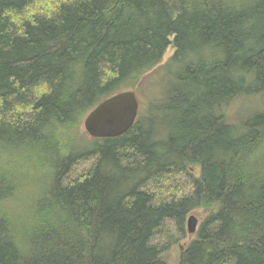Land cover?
I'll use <instances>...</instances> for the list:
<instances>
[{
    "label": "trees",
    "instance_id": "1",
    "mask_svg": "<svg viewBox=\"0 0 264 264\" xmlns=\"http://www.w3.org/2000/svg\"><path fill=\"white\" fill-rule=\"evenodd\" d=\"M168 48L158 102L85 142ZM263 93L264 0H0V264H169L157 232L194 210L176 264H264V110L224 114Z\"/></svg>",
    "mask_w": 264,
    "mask_h": 264
},
{
    "label": "rangeland",
    "instance_id": "2",
    "mask_svg": "<svg viewBox=\"0 0 264 264\" xmlns=\"http://www.w3.org/2000/svg\"><path fill=\"white\" fill-rule=\"evenodd\" d=\"M173 54V48H168L166 51L161 63L155 67L150 73H148L142 80L139 91L137 92V98L142 102V104H147L149 100H152L154 103L160 98L163 94L166 82L170 81V77L163 72V65H165L171 55ZM149 86H152L149 87ZM142 110V109H141ZM264 110V93L256 96H240L234 99L228 106L224 109V114L229 122L237 123L239 120L248 119L253 113L261 112ZM140 112V104H139ZM80 132H85L83 126H81ZM85 142L90 143L92 138L87 134L82 138ZM84 164L78 166L75 169L74 173L69 174L68 179L75 178L81 170L83 169ZM185 186V177H172L168 187L177 188ZM207 213H204L200 210L192 211L190 215L195 216L197 220V228L200 226L202 220L205 218ZM188 216V217H189ZM188 219V218H187ZM195 233L189 235L187 232V221L185 224V234L181 235L173 227L171 223H166L163 225L160 230L157 232V235L154 240V244L163 247L168 245L169 251L165 253L166 259L169 264H176L178 258V251L176 248L180 247L183 250L189 242L194 238Z\"/></svg>",
    "mask_w": 264,
    "mask_h": 264
},
{
    "label": "water",
    "instance_id": "3",
    "mask_svg": "<svg viewBox=\"0 0 264 264\" xmlns=\"http://www.w3.org/2000/svg\"><path fill=\"white\" fill-rule=\"evenodd\" d=\"M139 110V102L134 91L116 93L97 104L84 117L82 126L92 139H112L126 134L134 125ZM197 230V220L190 215L187 232L192 235Z\"/></svg>",
    "mask_w": 264,
    "mask_h": 264
},
{
    "label": "bare ground",
    "instance_id": "4",
    "mask_svg": "<svg viewBox=\"0 0 264 264\" xmlns=\"http://www.w3.org/2000/svg\"><path fill=\"white\" fill-rule=\"evenodd\" d=\"M172 5V4H171ZM172 6H174V4L172 5ZM172 6H171V8H172ZM175 9H176V6H175ZM192 9V8H191ZM190 13V12H189ZM256 114V113H255ZM242 120V119H241ZM246 120V119H245Z\"/></svg>",
    "mask_w": 264,
    "mask_h": 264
}]
</instances>
